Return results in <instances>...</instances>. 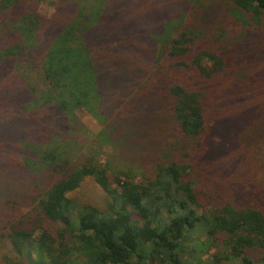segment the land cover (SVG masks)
Segmentation results:
<instances>
[{"label":"trees","instance_id":"obj_1","mask_svg":"<svg viewBox=\"0 0 264 264\" xmlns=\"http://www.w3.org/2000/svg\"><path fill=\"white\" fill-rule=\"evenodd\" d=\"M41 1L0 0V106L27 113L23 88L13 89L17 77L38 103L71 122L75 110L87 111L102 127L100 142L117 149L124 144L141 163H126L115 173L91 158L74 163L76 148L51 139L44 144L49 132L37 122L42 143L31 147L48 182L22 204L5 195L27 163H0V196L11 214L0 217V247L6 248L1 260L200 264L201 253L213 248L209 264H264V256L253 258L264 253V206L214 198L198 188L188 163L209 130L220 144L239 121L214 108L210 116L204 88L229 74L227 50L201 43L194 29L177 21L162 23L169 5L143 10L142 0H63L46 18ZM229 1L241 22L246 14L255 24L264 21V0ZM240 80L213 90V105L215 99L226 106ZM250 106L253 113L245 119L264 112V103ZM9 125L18 134L23 126L19 117ZM4 127L0 122V131ZM4 138L5 144L20 140ZM89 178L108 196L103 209L73 197Z\"/></svg>","mask_w":264,"mask_h":264},{"label":"rangeland","instance_id":"obj_2","mask_svg":"<svg viewBox=\"0 0 264 264\" xmlns=\"http://www.w3.org/2000/svg\"><path fill=\"white\" fill-rule=\"evenodd\" d=\"M62 1L42 0L38 4L39 11L49 18ZM142 2L143 10L154 4L169 5V11L161 16L162 23L177 21L179 25L194 29L199 34L198 40L201 43L227 50L224 54L227 59L226 71L229 74L222 75L220 81L216 83L211 81L210 85L204 88L207 95L211 96L209 105L212 106L208 108L210 116L213 117L214 108L215 114L229 112L230 116L238 115L239 121L233 123V127L229 128L220 144L217 143L214 132L209 130L202 140L201 147L193 148L189 153L188 163L192 166L191 174L198 188L213 195L214 198L234 203L257 200L264 206V126H262L264 112L254 115L252 119H245L246 114L253 113L247 107L264 103V21L260 20L255 24L246 14L245 21L241 22L235 18L229 0H142ZM134 3L138 4L139 0H134ZM20 72L21 68L17 73ZM10 79L12 78H8ZM239 79L241 80L234 85L229 103L226 106L221 105L214 99L218 106L213 105V90L223 89L226 85L228 89L231 82ZM15 80L13 89L19 91L23 88L24 94L27 95L23 105L28 111L22 113L13 110L12 107L9 109L4 105L0 106V122L5 123V127L0 131L3 134V137L0 136V163L11 168L22 160L28 167L21 170L22 174L14 189L10 191L7 188L5 196L16 198L24 204L29 201V194L36 187H46L48 182L47 175L45 176L46 169L34 163H39V160L31 146L42 142L46 144L50 139L76 148L72 155L74 163L79 164L91 158L103 164L110 173L123 170L126 163L140 162L131 158L127 152L130 149L125 148L124 144L120 143L117 149L100 142L99 133L102 127L87 111L75 110L76 121L71 122L64 114L56 112L53 106L38 103L36 98L28 93L22 81L17 77ZM240 102L246 106L237 109ZM232 108L236 109L234 112L238 110L237 113L231 112ZM21 113L23 115H20ZM14 117H19L23 124L19 134L12 125L8 126L9 119ZM27 119L29 123L25 124ZM37 122L44 124L48 129L49 135L45 141L39 142L40 138L36 140L43 132H40ZM9 134L19 135V142L5 144L7 138L4 136ZM21 143H24L23 146ZM5 196H0V217L6 219L10 218L11 214L4 210ZM73 197L80 203L92 204L100 209L105 207L108 200L106 192L92 178L83 182ZM4 251L6 248L0 247V264H7L1 260L3 253L6 254ZM212 252L213 248H210L207 252L201 253L198 259L201 261L200 264H209L206 259H210L209 254ZM256 254L253 258L257 260L264 256L263 252Z\"/></svg>","mask_w":264,"mask_h":264}]
</instances>
